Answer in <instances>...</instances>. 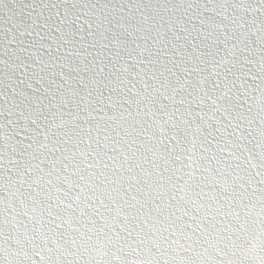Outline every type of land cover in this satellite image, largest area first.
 Here are the masks:
<instances>
[{
	"label": "snow or ice",
	"instance_id": "obj_1",
	"mask_svg": "<svg viewBox=\"0 0 264 264\" xmlns=\"http://www.w3.org/2000/svg\"><path fill=\"white\" fill-rule=\"evenodd\" d=\"M0 264H264V0H0Z\"/></svg>",
	"mask_w": 264,
	"mask_h": 264
}]
</instances>
